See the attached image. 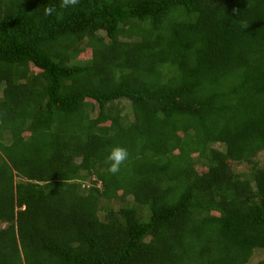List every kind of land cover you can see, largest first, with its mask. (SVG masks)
Here are the masks:
<instances>
[{"label":"trees","instance_id":"16d2710c","mask_svg":"<svg viewBox=\"0 0 264 264\" xmlns=\"http://www.w3.org/2000/svg\"><path fill=\"white\" fill-rule=\"evenodd\" d=\"M60 3L0 0V264H264V0Z\"/></svg>","mask_w":264,"mask_h":264},{"label":"clouds","instance_id":"9594fccd","mask_svg":"<svg viewBox=\"0 0 264 264\" xmlns=\"http://www.w3.org/2000/svg\"><path fill=\"white\" fill-rule=\"evenodd\" d=\"M79 2L80 0H61L60 7H75L79 4ZM56 11L57 9L55 5H49L45 8L44 14L46 16H51ZM244 27H247V24H245ZM128 158L129 152L127 148L123 146L113 147L106 158V161L108 162V171L112 174H118L121 170V166L125 164Z\"/></svg>","mask_w":264,"mask_h":264},{"label":"rangeland","instance_id":"374dc122","mask_svg":"<svg viewBox=\"0 0 264 264\" xmlns=\"http://www.w3.org/2000/svg\"><path fill=\"white\" fill-rule=\"evenodd\" d=\"M81 46H84V43L81 44ZM90 55V51L89 49H84V52H81L80 53V56H83V57H87ZM118 105H121L123 106V109L125 112H128L129 111V104L126 100L124 99H121L118 101L117 103ZM128 116L131 117V113L129 112L128 113ZM215 147L217 148H222L223 146L219 143H216L215 144ZM260 156V157H259ZM264 159V152H261L259 153L256 161H257V165H260V163H262ZM251 168V165L250 164H247V163H244V162H237V163H234L233 166H232V169L235 171V172H238V173H241L243 172L244 170H247ZM203 168H199V170H202ZM86 182V181H85ZM86 186V184H85ZM261 258H264V249H255L250 257V262H255Z\"/></svg>","mask_w":264,"mask_h":264}]
</instances>
